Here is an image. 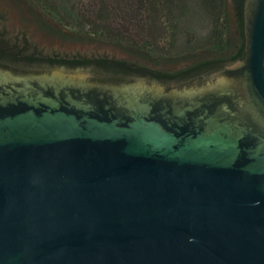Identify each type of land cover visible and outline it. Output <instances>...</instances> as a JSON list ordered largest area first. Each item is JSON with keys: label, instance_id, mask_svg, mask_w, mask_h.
<instances>
[{"label": "water", "instance_id": "95a60500", "mask_svg": "<svg viewBox=\"0 0 264 264\" xmlns=\"http://www.w3.org/2000/svg\"><path fill=\"white\" fill-rule=\"evenodd\" d=\"M243 23L170 89L0 64V264H264V0Z\"/></svg>", "mask_w": 264, "mask_h": 264}, {"label": "trees", "instance_id": "16d2710c", "mask_svg": "<svg viewBox=\"0 0 264 264\" xmlns=\"http://www.w3.org/2000/svg\"><path fill=\"white\" fill-rule=\"evenodd\" d=\"M33 1L59 28L119 44L135 60L106 57L64 59L37 52L23 54L0 39L1 62L48 67L93 65L114 78L170 81L220 69L244 55V0H231L233 29L229 26L228 0ZM156 10L163 12L161 28L166 34L160 46L145 41V35L155 34L160 26V23L153 22L152 12ZM134 49L138 53L133 54ZM188 55L193 57L185 59ZM175 58L181 59L162 64L163 60ZM167 64H175L176 67L168 69Z\"/></svg>", "mask_w": 264, "mask_h": 264}, {"label": "rangeland", "instance_id": "374dc122", "mask_svg": "<svg viewBox=\"0 0 264 264\" xmlns=\"http://www.w3.org/2000/svg\"><path fill=\"white\" fill-rule=\"evenodd\" d=\"M228 1L229 26L233 29L234 11L231 0ZM152 14L155 17L153 22L160 23V26L156 30L157 34L154 32L155 34L145 35V41H152L154 46H160L166 38L165 31L161 28L163 12L156 10ZM231 34L233 35V31ZM0 39L23 54L37 52L64 59L106 57L135 60V57L119 44L72 34L59 28L40 11L33 0H0ZM132 53L138 52L134 49ZM191 57L193 56L188 55L186 58L184 56L185 59ZM180 59L163 60L162 64ZM165 66L168 69L176 67L175 64Z\"/></svg>", "mask_w": 264, "mask_h": 264}, {"label": "flooded vegetation", "instance_id": "af4514ba", "mask_svg": "<svg viewBox=\"0 0 264 264\" xmlns=\"http://www.w3.org/2000/svg\"><path fill=\"white\" fill-rule=\"evenodd\" d=\"M244 47H245V49H244V55H243V57H241L240 59H237L236 61H234V62H237V61H240V60H242L243 58H244V56H245V54H246V46H245V42H244ZM233 62V63H234ZM0 64H2V65H4V66H7V67H9L10 65V63H4V62H1V60H0ZM232 64V63H231ZM228 65H230V64H228ZM86 65H82V66H74V65H66V64H61V65H57V66H51V67H47V68H51V69H53V68H59V69H62V70H69V71H74V70H79V69H82V67H85ZM93 66V65H92ZM225 66H227V65H225ZM224 66V67H225ZM95 67V69H98V70H102L103 71V69H101V68H99V67H97V66H94ZM224 67H222V68H220V69H216V70H213V71H208V72H206V73H202V74H196V75H192V76H190V77H181V78H178V79H173V80H170V81H167V83H163L164 81H160V80H147V81H150V82H157V83H160V84H164V88H166V89H170V88H172V87H180V86H183V85H186V84H191V83H193V82H198L199 81V79L203 76V75H208V74H210V73H213V72H217V71H219V70H221V69H223ZM65 68V69H64ZM114 77H112V78H110L111 80H114V81H120V80H136V79H141V78H127V79H123V78H117V77H115L114 79H113ZM105 79V78H104ZM166 82V81H165Z\"/></svg>", "mask_w": 264, "mask_h": 264}]
</instances>
